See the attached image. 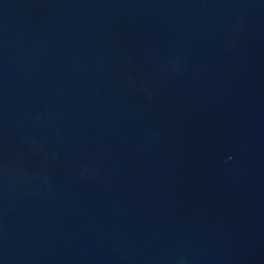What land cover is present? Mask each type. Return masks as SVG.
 <instances>
[{
	"label": "water",
	"instance_id": "1",
	"mask_svg": "<svg viewBox=\"0 0 264 264\" xmlns=\"http://www.w3.org/2000/svg\"><path fill=\"white\" fill-rule=\"evenodd\" d=\"M0 264H264V0H0Z\"/></svg>",
	"mask_w": 264,
	"mask_h": 264
}]
</instances>
